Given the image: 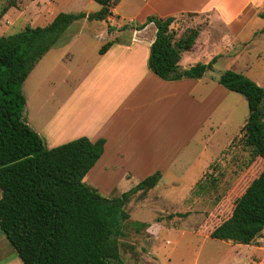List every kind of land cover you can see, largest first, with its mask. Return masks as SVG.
I'll list each match as a JSON object with an SVG mask.
<instances>
[{
	"label": "rangeland",
	"instance_id": "rangeland-1",
	"mask_svg": "<svg viewBox=\"0 0 264 264\" xmlns=\"http://www.w3.org/2000/svg\"><path fill=\"white\" fill-rule=\"evenodd\" d=\"M142 2L120 0L116 10L119 16L115 14L106 22L80 19L71 23L23 83L24 119L44 139L46 148L52 147L46 137L47 129L52 130L53 126L54 133L62 131L65 136L93 129L92 124L102 120L100 106L111 109L126 95L128 86L119 73L129 69L131 62L116 63L117 58L109 61L106 66L112 69L120 65L119 73L97 74V79L104 80L95 92L90 87L84 88L83 82L101 63L99 50L106 42L120 43L134 38L135 28L145 23L147 17L139 13ZM99 10L100 5L94 0H0V37L17 33L28 25L43 27L58 13ZM208 24L206 14H179L172 28L180 36L187 29L204 28ZM151 28L148 32L153 31L154 27ZM263 28L264 3L254 10V20L243 30L237 44L230 45L229 33L219 26L209 27L210 36L206 38L212 41L210 46L213 47L206 53H211V59L216 57V63L213 70L204 75L211 82L206 83L208 101L203 111L211 113L212 142L208 149L191 145L187 152L181 153L173 161L172 169L163 170L158 184L161 189L137 192L130 197L124 207L128 219L117 238L122 264H264V230L248 246L209 237L219 220L228 216L235 200L264 168V161L247 151L238 134L248 117L244 97L223 89L216 82L221 72L231 70L264 89ZM72 92L77 96L67 102L65 116L57 120L56 125L53 121L51 126V118L59 113L61 104ZM128 105L134 116L142 114V120L151 116L148 105L138 113L133 104ZM221 149L201 187L180 199L189 183L187 174L200 168ZM95 173L90 170L84 182L106 198L119 197L140 182L138 176H132L130 184L120 181L118 175Z\"/></svg>",
	"mask_w": 264,
	"mask_h": 264
},
{
	"label": "trees",
	"instance_id": "trees-1",
	"mask_svg": "<svg viewBox=\"0 0 264 264\" xmlns=\"http://www.w3.org/2000/svg\"><path fill=\"white\" fill-rule=\"evenodd\" d=\"M94 1L100 5L98 12L58 13L43 27L28 25L0 37V228L23 264H122L117 238L128 219L125 204L161 178L156 172L119 197H103L83 179L101 157L104 139L79 137L47 149L23 118L22 85L36 64L71 23L107 21L118 3ZM174 21V16L150 15L135 28L140 31L152 23L156 29L147 67L163 81L200 79L213 70L216 57L182 69V53L192 48L201 28L178 36ZM113 43L106 42L99 54ZM216 82L244 97L248 117L238 134L247 151L264 161V89L231 70L221 72ZM263 230L264 168L209 237L248 246Z\"/></svg>",
	"mask_w": 264,
	"mask_h": 264
},
{
	"label": "crops",
	"instance_id": "crops-1",
	"mask_svg": "<svg viewBox=\"0 0 264 264\" xmlns=\"http://www.w3.org/2000/svg\"><path fill=\"white\" fill-rule=\"evenodd\" d=\"M142 1L139 13L144 15V18L150 15L161 18L175 17L179 14H206L209 17V24L200 29L195 44L191 49L182 53L179 61V66L182 69L210 61L211 53H206L209 52L210 47H213L210 46L212 41H208L206 38L208 35L210 36L209 27L219 26L229 33L228 36L231 40L229 39L228 43L230 45L237 44L243 30L254 20V10L259 9L264 3L262 0ZM119 2L120 0L111 9V16L107 21L115 14L119 16L116 11ZM151 27H154L153 31L148 32L152 30ZM155 31V26L150 23L142 30L135 31L134 38L131 40L120 43L114 42L104 54H101V63L95 67V70L91 71L90 78L83 82L84 88L90 87L95 92V89L99 88L104 80L97 79V74L104 73L103 75L106 76L105 73H107L113 76L111 73H119L120 65L114 66L113 69L106 66L109 61L117 58L116 63L123 61L125 64H130V62L133 64L127 66L129 69L119 73L123 75L128 86L126 95L119 105L111 107V109L100 106V113L103 114L102 120L97 124H92L93 129L84 130L80 134L72 136L69 134L62 135V131L54 133L53 121L56 125L57 120L65 116L67 102L77 96L75 92H72L70 98L61 104L59 113L50 120L52 130L51 128L47 129L46 137L49 142H52L51 148L81 136L86 137L91 142L100 138L104 139L103 153L91 170L102 175H118L120 181L125 180L130 184L132 183V176H138L141 181L156 172L161 175L160 182L163 170L172 169L173 161L181 153L187 152L189 146L200 145L209 148L214 131L210 128L211 113H205L203 108L208 101L206 99V83L209 84L208 82L211 81L202 77L200 79H181L169 82L156 77L147 67L149 47L154 40ZM100 71L101 73H99ZM78 89L79 87H77ZM128 103L135 106L136 113L148 105V109L151 108V116L142 120L140 118L142 114L135 115L137 116L136 120H133L134 112L131 111L129 105L127 106ZM150 119L152 121H148ZM41 140L44 141L43 138ZM223 149L214 157L211 155L210 159L204 161L200 168L187 174L189 183L182 190L185 193L181 195L180 199L189 196L196 187L199 188V184L201 186L202 180ZM166 159L167 162L165 163ZM159 182L151 191L161 189L158 186ZM162 194L164 195L163 191ZM159 195L162 199L161 192ZM0 264H23L1 228Z\"/></svg>",
	"mask_w": 264,
	"mask_h": 264
}]
</instances>
